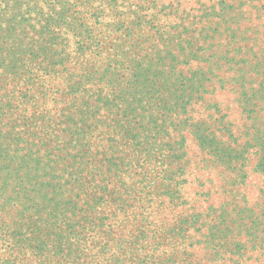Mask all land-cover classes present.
Listing matches in <instances>:
<instances>
[{"label": "rangeland", "instance_id": "rangeland-1", "mask_svg": "<svg viewBox=\"0 0 264 264\" xmlns=\"http://www.w3.org/2000/svg\"><path fill=\"white\" fill-rule=\"evenodd\" d=\"M31 4L0 33V264H264V0Z\"/></svg>", "mask_w": 264, "mask_h": 264}, {"label": "trees", "instance_id": "trees-1", "mask_svg": "<svg viewBox=\"0 0 264 264\" xmlns=\"http://www.w3.org/2000/svg\"><path fill=\"white\" fill-rule=\"evenodd\" d=\"M31 0H22L21 1V3H19V4H16L15 5V8L17 9V10H21L20 12H19V14L18 15H16L15 17L16 18H19V19H14V22H12V23H10L8 26H7V28L5 29V30H3L2 32H0V33H2L3 35H8V36H10V37H13V36H15V35H19L20 33H21V30H20V28L22 29V31H24V26H28V25H24L25 24V22H29V21H31L30 19H29V17H27V16H30L31 14H33V12L35 11V10H33V9H31ZM34 6V5H33ZM35 7V6H34ZM5 9H2V11H4ZM69 9H65V11L63 12V17H66V14L65 13H67V12H70V11H68ZM225 11H227V10H229L228 8L227 9H224ZM5 13V12H4ZM0 14V16H2V15H10L9 13H5V14ZM52 15L51 14H49V13H46L45 15H44V18H43V20H45V22L47 21V19H48V17H51ZM13 20V19H12ZM1 22H0V27H1ZM44 24V23H43ZM42 24V25H43ZM42 25H41V27H42ZM92 32V31H91ZM91 32H89V43H91V37H92V33ZM56 44L55 43H51V45H49V46H47L46 47V49L45 50H43L42 51V53H38V54H36L35 55V58H37V59H40V58H47V53L49 52V51H51L52 50V48H51V46H55ZM88 46H90V45H88ZM81 50H84V49H81ZM81 50H79V51H81ZM100 51H102V49H100ZM38 61V60H37ZM130 137V136H129ZM131 138V137H130ZM133 140L135 141V134L133 135ZM80 144H83V143H81L80 142ZM82 148V147H81Z\"/></svg>", "mask_w": 264, "mask_h": 264}]
</instances>
